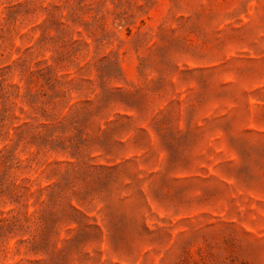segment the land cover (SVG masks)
<instances>
[{"label": "rangeland", "instance_id": "374dc122", "mask_svg": "<svg viewBox=\"0 0 264 264\" xmlns=\"http://www.w3.org/2000/svg\"><path fill=\"white\" fill-rule=\"evenodd\" d=\"M0 264H264V0H0Z\"/></svg>", "mask_w": 264, "mask_h": 264}]
</instances>
